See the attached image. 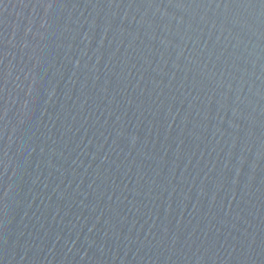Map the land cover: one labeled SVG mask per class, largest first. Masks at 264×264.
Returning <instances> with one entry per match:
<instances>
[{"label": "water", "instance_id": "water-1", "mask_svg": "<svg viewBox=\"0 0 264 264\" xmlns=\"http://www.w3.org/2000/svg\"><path fill=\"white\" fill-rule=\"evenodd\" d=\"M0 264H264V0H0Z\"/></svg>", "mask_w": 264, "mask_h": 264}]
</instances>
